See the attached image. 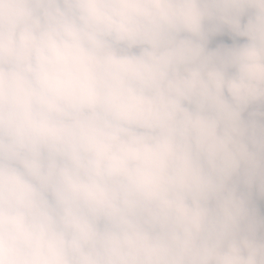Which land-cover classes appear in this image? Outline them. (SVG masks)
Returning a JSON list of instances; mask_svg holds the SVG:
<instances>
[{
	"label": "clouds",
	"instance_id": "1",
	"mask_svg": "<svg viewBox=\"0 0 264 264\" xmlns=\"http://www.w3.org/2000/svg\"><path fill=\"white\" fill-rule=\"evenodd\" d=\"M0 264H264V0H0Z\"/></svg>",
	"mask_w": 264,
	"mask_h": 264
}]
</instances>
